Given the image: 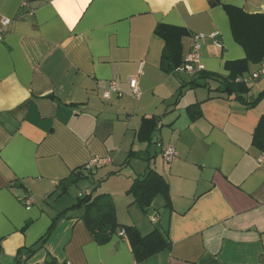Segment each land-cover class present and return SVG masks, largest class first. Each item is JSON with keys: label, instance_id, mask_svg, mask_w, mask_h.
<instances>
[{"label": "crops", "instance_id": "0c3cea01", "mask_svg": "<svg viewBox=\"0 0 264 264\" xmlns=\"http://www.w3.org/2000/svg\"><path fill=\"white\" fill-rule=\"evenodd\" d=\"M228 8L264 16V0H0V264H264V154L253 147L264 98L247 107L206 76L228 78L226 63L247 57ZM159 24L189 31L183 61L203 36L204 75L163 71ZM261 64L235 80L250 81L247 98L264 90V79L251 81ZM112 81L119 94L104 100ZM149 118L150 143L139 138ZM93 157L108 162L84 172ZM149 170L171 203L158 196L145 213L127 190ZM72 174L81 178L65 190ZM101 194L119 224L159 229L171 249L137 262L119 234L97 243L85 207H72Z\"/></svg>", "mask_w": 264, "mask_h": 264}, {"label": "trees", "instance_id": "16d2710c", "mask_svg": "<svg viewBox=\"0 0 264 264\" xmlns=\"http://www.w3.org/2000/svg\"><path fill=\"white\" fill-rule=\"evenodd\" d=\"M217 0H211L215 5ZM230 19L233 23V34L235 42L242 45L246 51L247 57L244 60L226 63V68L230 75L228 78H222L217 75H206L208 78L219 80V89L227 95H234L235 99L247 104V107H254L264 98V90L256 98L245 97L250 89L243 83H237L235 80L248 72L250 63L256 64L264 62V16L263 15H245L239 13V17L232 14L228 8ZM239 23V24H236ZM155 34L164 40V50L161 58V67L167 73L175 72L184 65L182 57V38L190 35L189 31L181 27L169 26L164 24L157 25ZM204 73V70L201 74ZM205 74V73H204ZM203 74V75H204ZM222 78V79H220ZM200 104L189 107L188 114L192 121L198 120L202 116ZM154 118L145 119L140 137L143 141H153V133L156 131ZM253 147L261 154H264V117L260 119L256 131L253 133ZM81 178L80 174H72L63 179L62 184L65 190L76 184ZM166 180L154 170H149L142 179H136L127 194L133 196L134 203L143 212L148 213L156 197L161 196L165 199L166 206L170 205V189ZM112 197L108 194L87 196L79 199L73 209L82 206L85 207L81 217L84 224L92 234L94 240L99 244L107 243L114 235L124 231L128 244H130L133 257L137 262L145 261L161 251L171 249L172 243L168 235L162 233L159 229H154L150 234L142 235L136 227L121 225L117 221L115 205ZM43 243L46 238L42 240ZM21 255V253H20Z\"/></svg>", "mask_w": 264, "mask_h": 264}, {"label": "built area", "instance_id": "2783aa9c", "mask_svg": "<svg viewBox=\"0 0 264 264\" xmlns=\"http://www.w3.org/2000/svg\"><path fill=\"white\" fill-rule=\"evenodd\" d=\"M26 5V3H23V7ZM10 23L9 20H4L3 24L4 26H7V24ZM215 36H217V34L213 35V38H215ZM0 37H2L0 35ZM203 38V36H196L195 37V43H193V48L192 51L190 53L189 56H187L186 60L184 61V65L179 69L181 71H184L188 74L194 75V74H198L203 72L205 66L202 64L201 61V49H202V45L200 44L201 39ZM205 71V70H204ZM139 75H142V66L139 68ZM251 81L255 82L261 79H264V62L261 64V66L259 67L258 71H256L255 73H253L252 77H251ZM139 78H131L129 80V84L128 86H130L132 95L137 99H139V97L141 96V91L139 88ZM245 83H248L250 81L248 80H243ZM117 83L115 81H112L109 83V85L107 86V88L103 91V98L104 100H110L113 96V94H119L118 91V87L116 86ZM164 158L166 160L167 163L172 162L175 158H176V153L173 150V148H167V150L165 149L164 153ZM108 162L107 159H99L97 157H93L92 159H90L89 163H86L85 165H83V171L84 172H91L93 171L94 168L98 167V165H102V164H106ZM83 197V194H80V198ZM26 202V208L30 209L29 207H31L32 205V200L31 198H26L25 200ZM155 222V219H152ZM119 236L122 238H126V234L124 231H121L119 233Z\"/></svg>", "mask_w": 264, "mask_h": 264}, {"label": "rangeland", "instance_id": "374dc122", "mask_svg": "<svg viewBox=\"0 0 264 264\" xmlns=\"http://www.w3.org/2000/svg\"><path fill=\"white\" fill-rule=\"evenodd\" d=\"M72 191H73V192H70L71 195L77 199V194H78L77 191H78V190H76V187H75V186L73 187V190H72Z\"/></svg>", "mask_w": 264, "mask_h": 264}]
</instances>
